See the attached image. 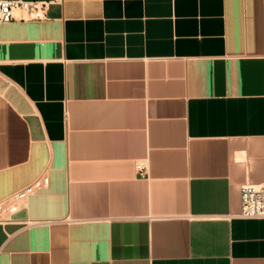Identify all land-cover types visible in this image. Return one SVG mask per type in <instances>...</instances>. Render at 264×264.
I'll use <instances>...</instances> for the list:
<instances>
[{"label":"crops","instance_id":"0c3cea01","mask_svg":"<svg viewBox=\"0 0 264 264\" xmlns=\"http://www.w3.org/2000/svg\"><path fill=\"white\" fill-rule=\"evenodd\" d=\"M25 1L44 17L0 23V264H264L240 215L264 0Z\"/></svg>","mask_w":264,"mask_h":264},{"label":"built area","instance_id":"2783aa9c","mask_svg":"<svg viewBox=\"0 0 264 264\" xmlns=\"http://www.w3.org/2000/svg\"><path fill=\"white\" fill-rule=\"evenodd\" d=\"M16 9L24 11L29 18L40 19L45 15V2L25 0H0V23L16 20ZM33 191V186H27L10 197L11 203L25 198ZM8 200V202H9ZM0 204V221H2ZM242 217L264 218V183L244 184L241 186V211Z\"/></svg>","mask_w":264,"mask_h":264}]
</instances>
